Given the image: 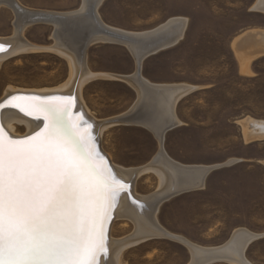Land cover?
I'll return each mask as SVG.
<instances>
[{"label":"rangeland","instance_id":"obj_1","mask_svg":"<svg viewBox=\"0 0 264 264\" xmlns=\"http://www.w3.org/2000/svg\"><path fill=\"white\" fill-rule=\"evenodd\" d=\"M19 1L30 8L58 12L75 11L83 5V0ZM107 1L103 0L98 6V12L104 10L106 5L103 4ZM111 1L116 4L115 10L111 8L112 18L119 19L120 25L132 32H145L156 28L160 23L167 22L169 19L159 22L164 19L162 14L153 16L158 11L175 9L186 11V16H178L187 18L182 37L178 40L179 42L177 41L178 43L176 42L177 44L154 53L151 59V61L155 59L152 68L158 77L163 78L171 72L178 74V77L186 81L209 86V91H197L184 97L180 103L186 121L191 128L194 127L185 131V137L199 136L211 158L217 157L227 161L244 154L254 157V159L242 161L240 165L256 177L258 189L263 192L262 197L259 196L251 201L252 208L247 209L248 211L242 209L239 215L234 214L232 219L241 221L239 224L234 221V229L225 227L226 231L221 233L213 228H204L201 232L198 227V234H189L192 238L190 241L201 247L220 246L225 244L236 229L241 227L257 234H264V139L255 138L249 141L248 144L258 145L246 152L248 149L244 146L247 141L244 138L241 123V120L247 116L264 119V54L251 60L249 70L243 71L233 45L235 38L241 33L251 29H264V12L253 8L257 0ZM14 20V12L6 6H1V36L11 37L14 34ZM54 31L55 26L52 24L36 23L26 26L24 37L43 48L18 51L0 63V99L11 88H59L64 87L71 80L74 75L75 60L61 53V50L46 48L55 43ZM76 38L77 35H74L75 43L71 45L77 47L75 52L80 55L84 47L81 46L82 44H77L79 40ZM124 52L127 55L133 54L136 59L129 46L118 41L98 40L95 43L92 42L87 50L86 69L90 71L88 76L92 75V79L83 81L81 94L91 113L100 121L104 117L103 114L120 110V108L116 109L118 100L134 96L130 86L135 85L130 84L128 80L127 82L118 80V76L96 77L100 74L92 73L91 68H124L128 61L115 59L118 54L123 56ZM128 106L130 105L126 103L122 108ZM197 125H201L200 129L195 127ZM14 128L19 133H26L29 130L24 124L14 125ZM108 129V127L102 129V137L106 131H109ZM195 149L190 151L193 153ZM190 151L188 150V153ZM257 156L263 158L256 160ZM144 173L145 176L142 175L136 179V183H139L140 189L144 192L137 189L136 191L139 194L148 195L151 194L150 191L155 188L154 186H160V177L151 169ZM161 211L160 207L157 212L158 219ZM223 216L218 214L215 218L221 221ZM113 219L112 216L111 223ZM191 222L195 225L198 221L193 218ZM134 232V223L128 218L119 217L112 224L110 236L117 241ZM108 235L105 237L104 250L107 255H109ZM115 252L116 264H188L192 260V252L186 244L181 243L177 238L166 236H155L133 242L124 248H116ZM245 255L253 264H264V235L249 243ZM99 256L100 254L96 258V264L99 263ZM208 264L239 263L223 259Z\"/></svg>","mask_w":264,"mask_h":264},{"label":"bare ground","instance_id":"obj_2","mask_svg":"<svg viewBox=\"0 0 264 264\" xmlns=\"http://www.w3.org/2000/svg\"><path fill=\"white\" fill-rule=\"evenodd\" d=\"M102 2L103 0H97V3L95 5V20L92 19L90 21H86L88 17H85L83 18V20L74 23V26L72 28L75 32L73 33L75 36H80L83 32V29L89 26L92 30L91 33L101 30L99 33L90 38L87 44H85L84 55L81 56L78 52V54H76L75 52L77 50V47L71 45L75 43L74 35L67 34L68 38L65 37L61 40L59 38V35H57L56 33V28L59 25L57 22H53L51 17H53L54 15H57L58 17L69 16L79 11H84L86 14L87 0H83V5L81 6V8L75 11L68 12L34 9L25 6L19 0H0V7L6 6L10 8L15 14V20L13 21L14 34L11 37L0 35V44L4 46V50L0 51V63L6 57L10 56L11 54L17 53L18 51L43 48V46H39L29 42L23 35L27 25L36 23H46L54 25L55 31L53 37L55 39V43H53V46L46 48L61 50V53L73 58L76 62L73 67L74 75L64 87L49 89H8L4 96L0 99V105H4V107H0V128L3 129V134L11 139H24L29 137L30 135H35V133L41 131L44 128L45 124L47 123V121L45 120L46 114L43 110H40L35 106L36 100L46 101L50 98H56L54 102L59 103L62 106L64 101L69 98L72 99V106L64 117L65 127H67L72 133L71 138L75 141V146L77 148L80 159L85 161L86 164L89 165L91 172L103 175L110 182L109 186L103 189V193L106 197L107 202L110 203L111 206L106 207V215L102 216L103 243L105 246V237L107 234H109V242L107 245V251H109V255H107L104 250L97 251L96 258L98 254H100L98 264H116L114 260L116 248H124L128 245H131L133 242H138L141 240H145L146 238L155 236L177 238V240L181 241V243L183 242L184 244H186L192 252V260L188 264H201L202 262L209 260V258H211V256H214L215 254H220L219 257H223V259L225 260L236 262L239 264H253L247 259L245 255L246 247L250 242H252L256 238L262 237L264 234H257L247 228L241 227L236 229L232 237L225 244L216 247H201L184 238L183 236L181 237L180 235L170 233V231L168 232L166 228H164L160 224L157 218V212L159 211L160 207L157 201L161 202V199L163 197L161 192H159L162 187L166 185H168L169 187V184L172 182L171 172L166 169V167L158 165V168L160 167L164 170V173H161L160 170L158 171V168L156 169V172L160 177V189L153 195H141L136 191L135 188L136 170L125 169L123 167L117 166L114 162L111 161L109 155L104 151L101 145L102 129L105 128L104 122L100 121L91 113V111L85 104L81 94V85L83 81L91 79L92 77V75L88 76L90 74V71L86 69V54L89 46L92 42L95 43V41L98 40L121 42L129 46L131 51L135 54L137 62L140 60L142 64V61L145 57H147L150 51L151 53H156L164 48L176 44V42L183 35V31L187 24V18L173 17L152 30H148L145 32H132L113 27L105 23L98 12V6ZM15 3L19 7H21V9H23V12L17 10V8L15 7ZM253 8L255 10L264 12V0H257ZM100 24L103 26V29L100 28ZM115 35H119V37ZM126 37H129L131 39L146 38L147 41H155L154 43L158 44L159 46L150 48V46L147 47L144 46V44H134L131 42V40H126ZM245 40L264 42V34L260 32L251 33L248 35V37H246ZM243 42L244 41L240 38L238 48L240 49L242 56H240L239 54V57L242 63V70L248 71L249 67L247 60L253 54H249L248 50H243ZM251 44L254 50L262 47V44H256L255 42H251ZM141 51L146 52L143 57L138 56V53L140 54ZM137 71L138 63L133 79H131L132 77L130 78L127 76H122V80H124V77H127L125 79H127L131 84H134V81H136L134 85L140 93L142 92V90L145 91V89H147L144 84H146L147 87L151 86L152 88H162L169 95V100L171 103H173V105L177 98L195 89L194 86L188 84L154 85L148 82L141 75H139ZM14 96L20 97V99L13 101L12 97ZM153 97L154 96H152V93L148 92V96L146 98L140 97L142 101L141 104L144 103V101L156 103L157 100H154L155 97ZM163 98H160V100L158 99L159 102ZM163 101L164 110L166 112L168 111L169 113H173L172 108L170 109V103L168 106V101ZM12 103L18 104L20 105V107H12ZM155 109L158 108L156 107ZM128 115L131 114L122 115L120 116V118L127 117ZM176 122H178V120L175 118L174 123ZM17 124H24L29 130L26 133L17 132L14 128V125ZM242 124L245 135L250 134L252 136H264V120H255L248 116L244 121H242ZM170 163L172 162L170 161ZM193 169H197L199 171L200 169H204V167L192 168L190 170ZM205 170L207 171L206 168ZM113 179L119 184H122L124 187L120 188L111 186V182L113 181ZM112 216L114 217V219L111 223ZM119 217L130 219L135 225V232L126 236L125 238H121L116 241L110 236V230L112 228V224H114V221ZM215 257L216 256H214V258Z\"/></svg>","mask_w":264,"mask_h":264},{"label":"crops","instance_id":"obj_3","mask_svg":"<svg viewBox=\"0 0 264 264\" xmlns=\"http://www.w3.org/2000/svg\"><path fill=\"white\" fill-rule=\"evenodd\" d=\"M103 5H106L105 8H103L104 10L99 12L104 22L111 26L127 30L125 26L120 25V22L118 21L119 19L112 18L113 15L111 14V11L112 9L115 10L116 4L113 3V1L108 0ZM173 9H175V7ZM185 12L184 9H180V11L176 9L164 12L158 11V13H155L153 16L162 14V16H164L162 18L164 19L159 21L161 22L167 21L175 16H186ZM150 18H152V16H150ZM161 24L163 23H160V25ZM257 32L264 34V29L247 30L238 35L233 42L238 57L239 54L242 56V53L238 48L240 38L244 41L242 43L243 50H248L249 54H253L247 60L248 66L251 60L264 54V42L245 40L249 34ZM251 42L262 44V47L254 50ZM153 55L155 54L152 53L148 55L142 61L140 75L143 78L154 85L189 84L194 86L195 89L184 94V96L178 101H175L173 105L169 100V95L162 88L159 89L157 87L152 88L151 86H148L147 89H145L146 93L144 90L140 93L135 86L131 85L130 87L134 91V96L131 98L130 96H124L125 98L118 100V103L116 104L118 108L116 109L120 108V110H116L114 113L103 114L104 117H102L101 121L104 122L105 128H109V131H106L101 138V145L104 151L109 155L111 161L117 166L136 170L135 184L137 187L136 189L140 192H144V190L140 189L141 186L139 183H136V179L140 176L142 177V175L145 176L146 174L144 172L148 169L156 171L158 165H162L171 172L172 182L169 184V187L166 185L167 189L166 186L162 187L159 192H161L163 197L161 202L157 201L162 209L158 220H160V224L166 228L168 232L170 231V233L176 235L181 234L180 236L192 240V238L189 237V234H198V227H200L201 232H203L202 230H204V228H213L221 233L226 231L225 227H232L234 229V221L236 224L241 223L239 219H232L234 214L239 215L242 209L248 211L247 209L252 208L250 202L263 195V192L258 189L256 177L250 172H247V170L240 165L242 164V161L250 160L252 158L254 159V157L245 156L244 154L242 156L238 155L232 157L227 161H225V159H218L217 157L211 158L207 152L208 150L206 146L198 138L199 136L196 138H187L184 136L187 129L191 130L194 127L192 126L191 128L188 121H186L180 103L184 97L197 91H209V86L200 85L190 80L186 81L178 77V74H172L171 72L166 74L163 78L156 76V73L152 68L155 61V59L151 61ZM115 59L120 61L121 59H126L128 61L127 66L124 68H91L92 73L100 74L96 77L111 75L109 77L118 76V80L120 78V80H122V76L132 77L131 79H133L137 67V61L134 55H127L124 52L123 56L118 54ZM127 77H124L123 81L127 82V79H125ZM135 83L136 81H134V84ZM147 91L152 93V96L157 100L156 103L144 101V103L141 104L142 101L140 97L146 98L148 96ZM160 98L163 99L159 102ZM163 100L168 101V106L170 103V109L172 108L173 113L164 110ZM126 103L130 106L122 108ZM156 107L158 109H155ZM125 114L131 115L120 118V116ZM173 115L178 122L174 123L175 118ZM245 119L246 117L241 120V123ZM119 121L123 123H120ZM168 126L171 127L168 129ZM195 127L200 129L201 125ZM243 135L247 141L244 146V148L248 149L246 152L254 149L258 145L248 144L249 141L254 140L255 138L264 139V136L245 135L244 129ZM194 148L196 149L192 153L190 150ZM188 150L191 153H188ZM262 158L263 157L257 156L255 159L261 160ZM170 161L172 163H170ZM175 163H178V166ZM197 167H204V169H200L199 171L197 169L190 170ZM158 169H160L161 173H164L162 168L159 167ZM145 187L147 188V186ZM154 187L155 188L150 191L151 195L160 189L157 185ZM217 212H219L218 214L224 215L221 221H217L215 218L218 215H216ZM193 218L198 221L195 225L191 222Z\"/></svg>","mask_w":264,"mask_h":264},{"label":"snow or ice","instance_id":"obj_4","mask_svg":"<svg viewBox=\"0 0 264 264\" xmlns=\"http://www.w3.org/2000/svg\"><path fill=\"white\" fill-rule=\"evenodd\" d=\"M55 99L35 101L47 121L35 135L11 139L0 128V264H96L105 250L110 182L80 159L65 127L72 99ZM111 186L124 187L114 179Z\"/></svg>","mask_w":264,"mask_h":264},{"label":"water","instance_id":"obj_5","mask_svg":"<svg viewBox=\"0 0 264 264\" xmlns=\"http://www.w3.org/2000/svg\"><path fill=\"white\" fill-rule=\"evenodd\" d=\"M96 3H97V0H87V7H86V14H85V12L84 11H79V12H76V13H74V14H71V15H69V16H63V17H58L57 15H54L53 17H51V19L53 20V22H57L58 23V27L56 28V33H57V35H59V38L62 40V39H64L65 37H66V35L69 33V35L70 34H72V35H74L73 33H75L74 31H73V26H74V23H77V22H79L80 20H83V18H85V17H88L87 18V20L86 21H90V20H92V19H96V12H95V10H96ZM15 7L17 8V10L18 11H21V12H23L22 10L23 9H21V7H19L16 3H15ZM50 18V17H49ZM63 18V19H62ZM37 20V19H36ZM85 23V22H84ZM100 26V28L101 29H103V26L100 24L99 25ZM58 29V30H57ZM91 27L89 26V27H87V28H84L83 29V32H82V34L80 35V36H77V38H78V42H77V44H82L81 46L82 47H84L85 46V44H87L88 43V41H89V39L90 38H92L95 34H97V33H99L101 30H99V31H94L93 33H91ZM67 33V34H66ZM115 36H117V37H119V35H115ZM67 38H68V35H67ZM76 38V39H77ZM126 40H131V42L132 43H134V44H144V46H147V47H149L150 46V48L151 47H156V46H159L158 44H155L153 41H147L146 40V38H140V39H131V38H129V37H126L125 38ZM84 49L85 48H83L82 50H81V56H83V53H84ZM151 50V49H150ZM149 50V51H150ZM152 53H154V52H152ZM151 53V51H150V53L148 54V55H150V54H152ZM144 54H146V52L144 51V52H140V54L138 53V56L139 57H143L144 56ZM141 55V56H140ZM147 55V56H148ZM139 57H137V58H139ZM140 70H141V61L139 60L138 61V71H137V73L140 75ZM137 74V75H138ZM144 84V83H143ZM145 87L147 88V86H146V84H145ZM6 106V105H5ZM4 107V106H3ZM127 120V119H126ZM171 126H168L167 128L169 129ZM12 139H14V138H12ZM209 169V168H208ZM214 256H216L215 258H214ZM214 256H211V258H209V260H207V261H205V262H202L201 264H208V263H211V262H214V261H218V260H223V257H219L220 256V254H215ZM218 256V257H217ZM225 260V259H224Z\"/></svg>","mask_w":264,"mask_h":264}]
</instances>
